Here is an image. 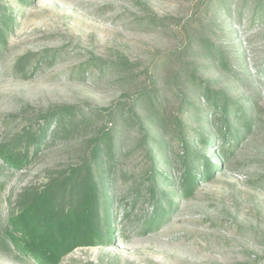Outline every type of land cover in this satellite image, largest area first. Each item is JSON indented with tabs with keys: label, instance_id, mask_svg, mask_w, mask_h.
<instances>
[{
	"label": "rangeland",
	"instance_id": "1",
	"mask_svg": "<svg viewBox=\"0 0 264 264\" xmlns=\"http://www.w3.org/2000/svg\"><path fill=\"white\" fill-rule=\"evenodd\" d=\"M260 3L0 0V146L46 128L22 167L0 158V264H32L4 243L19 192L39 189L96 143L114 153L104 165L113 233L59 264H264ZM207 90L228 99L231 127L241 133L230 132L227 159ZM237 108L248 112L245 131L235 126ZM199 137L208 142L198 145ZM182 141L215 166L188 197L172 183ZM151 160L167 179H158L166 216L150 228Z\"/></svg>",
	"mask_w": 264,
	"mask_h": 264
},
{
	"label": "trees",
	"instance_id": "2",
	"mask_svg": "<svg viewBox=\"0 0 264 264\" xmlns=\"http://www.w3.org/2000/svg\"><path fill=\"white\" fill-rule=\"evenodd\" d=\"M257 8L264 16V5L260 3ZM226 17H230L233 21L238 20L237 23L240 25L239 14L234 17L227 11ZM9 22L5 19L1 20L2 28H8ZM230 33H233V30ZM4 38L5 34L0 30L1 44L4 43ZM205 99L207 109L212 110L214 115L220 114L221 125L216 130L218 139L222 140L219 155L227 159L231 147L228 140L230 132L236 135V139L241 133L231 127L229 115L232 112L226 97L220 102L218 94H212L207 90ZM234 112L238 121L234 122L235 126H240L245 131L250 124L248 112L241 108H237ZM156 114L153 113L154 117H150L152 123ZM54 119L56 116L50 117L49 122ZM45 130V127H41L35 132H26L16 138L11 145H1L0 158L9 167H22L27 161L29 149L36 152L44 141ZM207 142V139L199 137L197 143L202 146ZM183 143L182 141L179 169L172 183L177 195L188 197L196 188L198 179L209 178L215 166L212 159L206 157H200L198 161L199 157L196 153ZM111 145L108 144L105 150L103 144L96 143L83 161L50 176L39 189L31 187L22 189L14 203V213L7 220L4 233L5 245L32 264H59L62 258L77 248L109 243L108 237L112 235L113 228L110 226V199L105 194L107 176L104 165L105 156L107 155L109 160L114 155ZM151 164L152 186L149 194L151 201L154 202V213L148 224L150 228L166 216V210L162 208V203L166 200L162 194H158L160 184L158 179H167L165 176L155 174V162L151 160ZM157 194L158 198L155 199ZM171 204V202L167 203V209H170Z\"/></svg>",
	"mask_w": 264,
	"mask_h": 264
}]
</instances>
